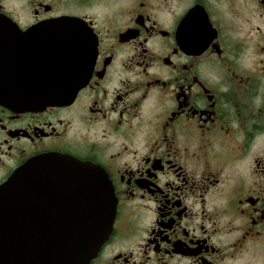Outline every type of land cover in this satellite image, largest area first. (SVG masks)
<instances>
[{"label": "flooded vegetation", "instance_id": "1", "mask_svg": "<svg viewBox=\"0 0 264 264\" xmlns=\"http://www.w3.org/2000/svg\"><path fill=\"white\" fill-rule=\"evenodd\" d=\"M64 16L89 36L91 75L67 101L23 102ZM48 155L112 188L90 264H264V0H0V184Z\"/></svg>", "mask_w": 264, "mask_h": 264}, {"label": "water", "instance_id": "2", "mask_svg": "<svg viewBox=\"0 0 264 264\" xmlns=\"http://www.w3.org/2000/svg\"><path fill=\"white\" fill-rule=\"evenodd\" d=\"M60 32L53 65L43 67L40 89L19 93L42 105L67 101L86 84L95 51L72 17L56 19ZM74 29V36L64 33ZM64 33V34H62ZM45 61V60H44ZM69 174L62 186H33L31 176L55 168ZM28 183H24L26 180ZM35 180V179H34ZM117 202L96 164L54 155L38 157L0 184V264H90L110 236Z\"/></svg>", "mask_w": 264, "mask_h": 264}]
</instances>
